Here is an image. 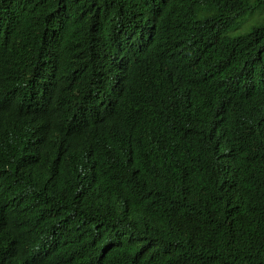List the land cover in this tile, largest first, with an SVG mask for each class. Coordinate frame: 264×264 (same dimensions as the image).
<instances>
[{
	"label": "trees",
	"instance_id": "obj_1",
	"mask_svg": "<svg viewBox=\"0 0 264 264\" xmlns=\"http://www.w3.org/2000/svg\"><path fill=\"white\" fill-rule=\"evenodd\" d=\"M0 264H264V0H0Z\"/></svg>",
	"mask_w": 264,
	"mask_h": 264
}]
</instances>
